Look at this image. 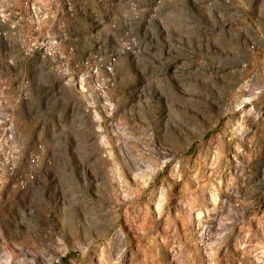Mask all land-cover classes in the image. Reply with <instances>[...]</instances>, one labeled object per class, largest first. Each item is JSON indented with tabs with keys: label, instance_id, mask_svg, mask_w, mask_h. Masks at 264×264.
Listing matches in <instances>:
<instances>
[{
	"label": "rangeland",
	"instance_id": "1",
	"mask_svg": "<svg viewBox=\"0 0 264 264\" xmlns=\"http://www.w3.org/2000/svg\"><path fill=\"white\" fill-rule=\"evenodd\" d=\"M0 264H264V0H1Z\"/></svg>",
	"mask_w": 264,
	"mask_h": 264
},
{
	"label": "built area",
	"instance_id": "2",
	"mask_svg": "<svg viewBox=\"0 0 264 264\" xmlns=\"http://www.w3.org/2000/svg\"><path fill=\"white\" fill-rule=\"evenodd\" d=\"M0 1H1V0H0ZM49 43H50V44H55V45H56V44H57V41L52 40V41H50ZM42 46H44V43H42ZM108 69L111 70V68H108ZM93 72L98 73V69H97V68L94 69Z\"/></svg>",
	"mask_w": 264,
	"mask_h": 264
},
{
	"label": "trees",
	"instance_id": "3",
	"mask_svg": "<svg viewBox=\"0 0 264 264\" xmlns=\"http://www.w3.org/2000/svg\"><path fill=\"white\" fill-rule=\"evenodd\" d=\"M68 256H69V255L64 256V257L62 258V261H63V262H66L67 260H69L70 257H68Z\"/></svg>",
	"mask_w": 264,
	"mask_h": 264
}]
</instances>
